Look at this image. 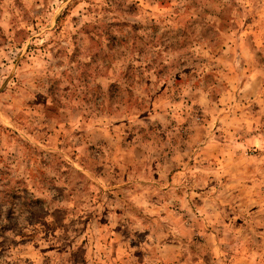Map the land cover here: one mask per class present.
Instances as JSON below:
<instances>
[{
    "label": "clouds",
    "instance_id": "clouds-1",
    "mask_svg": "<svg viewBox=\"0 0 264 264\" xmlns=\"http://www.w3.org/2000/svg\"><path fill=\"white\" fill-rule=\"evenodd\" d=\"M0 264H264V0H0Z\"/></svg>",
    "mask_w": 264,
    "mask_h": 264
}]
</instances>
